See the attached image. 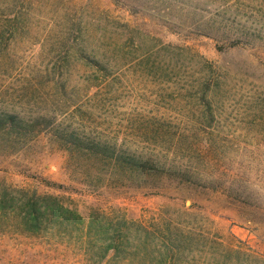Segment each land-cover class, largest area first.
Returning a JSON list of instances; mask_svg holds the SVG:
<instances>
[{
    "label": "rangeland",
    "instance_id": "1",
    "mask_svg": "<svg viewBox=\"0 0 264 264\" xmlns=\"http://www.w3.org/2000/svg\"><path fill=\"white\" fill-rule=\"evenodd\" d=\"M0 15V110L36 125L0 134V197L51 193L152 231L150 251L101 258L0 206V264H264V0H0ZM59 130L153 169L90 160ZM167 227L179 244L160 253Z\"/></svg>",
    "mask_w": 264,
    "mask_h": 264
},
{
    "label": "trees",
    "instance_id": "2",
    "mask_svg": "<svg viewBox=\"0 0 264 264\" xmlns=\"http://www.w3.org/2000/svg\"><path fill=\"white\" fill-rule=\"evenodd\" d=\"M9 15L13 20L20 18V13L16 10L14 3ZM239 44L238 41H234L230 45L237 46ZM35 126L28 124L18 113L0 110V134H5L9 139L13 136L19 138L32 136L36 130ZM57 136L60 137V147L86 153L90 160L112 163L116 169L130 171L132 174H140L145 169H153V165L149 161L135 155H114L113 145L102 143L75 130H59ZM184 176L186 179L191 178L189 175ZM44 181L61 187L58 183ZM15 192L20 193L19 199H16ZM0 206L5 213L12 212L16 215L22 232L33 235L56 232L68 239L82 240L89 251L91 250L101 258H105L111 251L118 256L125 255L129 249H132L133 252L134 250L147 252L151 248L149 238L152 231L144 224L134 220L128 221L124 217L115 219L108 214L95 211L85 216L77 208L62 202L55 194L39 193L37 190L30 191L25 188H15L9 191L6 189L0 197ZM133 225L137 226L144 234L142 241L134 244L132 243ZM189 237L191 238V236ZM178 244L177 236H174L171 229L167 227L166 230L161 231L160 240L152 245V248L157 249L160 253H167Z\"/></svg>",
    "mask_w": 264,
    "mask_h": 264
}]
</instances>
